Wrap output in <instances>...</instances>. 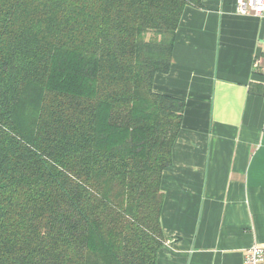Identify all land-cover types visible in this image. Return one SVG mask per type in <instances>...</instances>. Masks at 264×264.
Segmentation results:
<instances>
[{"label": "trees", "instance_id": "1", "mask_svg": "<svg viewBox=\"0 0 264 264\" xmlns=\"http://www.w3.org/2000/svg\"><path fill=\"white\" fill-rule=\"evenodd\" d=\"M187 7L0 0V264H157L185 101L153 86Z\"/></svg>", "mask_w": 264, "mask_h": 264}, {"label": "crops", "instance_id": "2", "mask_svg": "<svg viewBox=\"0 0 264 264\" xmlns=\"http://www.w3.org/2000/svg\"><path fill=\"white\" fill-rule=\"evenodd\" d=\"M237 0L187 7L154 91L185 101L162 176L157 264H244L264 247V19ZM253 90V91H252Z\"/></svg>", "mask_w": 264, "mask_h": 264}, {"label": "built area", "instance_id": "3", "mask_svg": "<svg viewBox=\"0 0 264 264\" xmlns=\"http://www.w3.org/2000/svg\"><path fill=\"white\" fill-rule=\"evenodd\" d=\"M239 15H255L264 19V0H237ZM244 264H264V247L256 244L245 253Z\"/></svg>", "mask_w": 264, "mask_h": 264}]
</instances>
